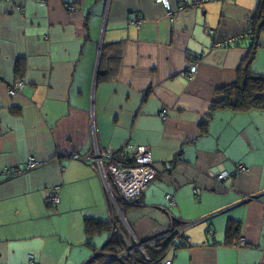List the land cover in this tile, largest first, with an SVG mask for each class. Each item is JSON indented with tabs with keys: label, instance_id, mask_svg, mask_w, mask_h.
Masks as SVG:
<instances>
[{
	"label": "crops",
	"instance_id": "obj_1",
	"mask_svg": "<svg viewBox=\"0 0 264 264\" xmlns=\"http://www.w3.org/2000/svg\"><path fill=\"white\" fill-rule=\"evenodd\" d=\"M167 2L184 8L173 22L155 0H0V174H19L0 175V264H96L111 236L86 220L115 217L140 241L185 223L172 264H264V110L224 105L241 68L264 75L257 1ZM248 32L250 63L251 36L216 45ZM125 145L144 146L157 175L117 207L71 154Z\"/></svg>",
	"mask_w": 264,
	"mask_h": 264
},
{
	"label": "built area",
	"instance_id": "obj_2",
	"mask_svg": "<svg viewBox=\"0 0 264 264\" xmlns=\"http://www.w3.org/2000/svg\"><path fill=\"white\" fill-rule=\"evenodd\" d=\"M209 1H222V0H191V5L198 6L200 4L209 2ZM224 1H232V0H224ZM158 3H162V5L166 8L167 10V16L171 22H173L176 19V13L172 11L169 8V4L167 0H157ZM179 10H184L182 6L179 7ZM249 35H235L232 36L233 38H226L221 41V43H218V47L222 46H229L232 45V43L239 42L242 39H247ZM195 72V67H192L190 69L189 75L192 76L193 73ZM22 86L17 85V86H11L10 90V97H14L15 94L21 92ZM106 150V149H105ZM95 151H98V149H95ZM110 153V152H109ZM109 153L103 151L101 154V157L103 159L104 163L111 164L109 169L113 173L119 172V181L118 182H112L110 181L109 184H105V190L108 193L109 196H115L117 195L118 192H120V198L121 201L124 202V205L131 204L133 201H135L143 191L144 185L153 179L155 176V172L153 171L152 167H150V158L148 156V152L144 146H130L127 145L126 148H123L121 150H118L116 152H113L112 157L109 155ZM74 155V160L82 161L86 164H89L95 171H97L96 165L92 163L90 160L88 154L87 156H80L78 154H73ZM95 158L97 160V163H100L101 157L100 153L96 152L95 153ZM106 159H109L106 162ZM26 163V170H33L34 168L38 167L40 163L35 160V158H28V160L25 162ZM244 172L245 167L243 166H238L237 170ZM3 174L6 176H10L11 174H16L14 172L9 171V169H4ZM98 172V171H97ZM125 176L129 178L128 181H125ZM223 176H221L222 178ZM165 198L169 201L170 205H173V200L171 195H166ZM52 202L57 204L58 199L56 197L52 198ZM114 219V218H113ZM113 219L110 221L112 222ZM129 230V227H128ZM183 231V230H182ZM181 231V232H182ZM174 231H169L168 236H165L164 234H161L160 236H157L152 239L140 241L132 234H129L130 237L127 239L126 244H127V250L124 251L121 254H117L118 257L120 255H123L124 257L127 256H137L141 261H143L146 264H172L171 258H168V254L171 252L172 249H174L175 244H168L166 251L164 252V256L158 260V261H150L149 257L147 256V250L151 248L157 247L158 244L165 243L166 238L169 237L171 234H173ZM179 240V239H178ZM185 242V241H184ZM244 241L243 239L239 240V243L237 247H243ZM103 252H97L96 254H101ZM31 256V255H30ZM109 257L108 260H111L113 258L112 254H107ZM104 260V261H103ZM106 262V258H101L100 261L96 264H100Z\"/></svg>",
	"mask_w": 264,
	"mask_h": 264
},
{
	"label": "trees",
	"instance_id": "obj_3",
	"mask_svg": "<svg viewBox=\"0 0 264 264\" xmlns=\"http://www.w3.org/2000/svg\"><path fill=\"white\" fill-rule=\"evenodd\" d=\"M256 17H258L259 25L255 29L258 31L264 30V24L260 23L264 20V0H256ZM255 31V30H254ZM249 33V32H248ZM252 41L249 44V54L246 57L250 63L252 60V54L256 47V34L251 35ZM233 38V37H230ZM225 94L224 105L234 110H247L248 108H259L264 110V75L256 74L249 70L248 66L239 70L238 83L231 86ZM134 204L136 200L133 201ZM85 231L88 234L100 232L102 230L108 231L111 234V238L106 245L107 250L112 255L121 254L127 249V244L124 239L125 231L119 220L115 217L113 221H98L94 219L86 220ZM238 236V229L233 227L232 224L227 226L226 241H233ZM183 238H180V245ZM167 245L164 247L157 246L147 250V256L150 261H158L164 256ZM136 260V259H135ZM112 264H139L132 261L130 257H126L122 262H116Z\"/></svg>",
	"mask_w": 264,
	"mask_h": 264
},
{
	"label": "rangeland",
	"instance_id": "obj_4",
	"mask_svg": "<svg viewBox=\"0 0 264 264\" xmlns=\"http://www.w3.org/2000/svg\"><path fill=\"white\" fill-rule=\"evenodd\" d=\"M232 1H234V0H232ZM232 1H230V2H232ZM243 1H245V0H243ZM246 1H252L253 2V4H255V2H256V0H246ZM155 2L156 3H158L157 2V0H155ZM159 4H162V3H159ZM184 10H179V7L177 8V10L176 11H174L176 14L178 13H180V12H183ZM175 21V20H174ZM192 68V67H191ZM196 69V68H195ZM17 85H21L22 86V89H23V86H24V82L22 81V79H19V80H16L14 83H13V85L12 86H17ZM22 89H21V91H22ZM10 90H11V88L9 89V91H8V94H9V96H10ZM15 96H16V94H15ZM14 96V97H15ZM165 115V112L164 111H162V113H161V117H163ZM94 135V134H93ZM93 140H94V138H93ZM126 146L127 145H125L123 148H126ZM131 146V145H130ZM134 147V146H133ZM123 148H121V149H123ZM120 149V150H121ZM147 150V149H146ZM103 151H105V152H107V153H109V155L112 157V154H113V150L111 149V148H107L106 150H102L101 148H99L98 149V151H95V149H93V150H91L90 151V156H89V158H90V160L92 161V163L93 164H95L96 165V168H97V171H95V172H97L98 173V175L100 176V178H101V180L104 182V184H109V182L110 181H112V182H118L119 181V172H117V173H113V172H111V170L109 169V167L111 166V164H108V163H104L103 162V159H102V157H101V154H102V152ZM96 152H98V153H100V157H101V161H100V163H97V160H96V158H95V153ZM148 156H149V158H150V155H149V153H148ZM71 157H72V159L74 158V155L73 154H71ZM109 159H106V162L108 161ZM150 163H151V165H150V167L152 166V162H151V158H150ZM4 170V169H3ZM154 171V170H153ZM155 172V171H154ZM238 172L239 173H244V172H241V171H239V169H238ZM156 172H155V176L153 177V179H151L150 181H148L145 185H144V187H143V189L151 182V181H153L154 179H155V177H156ZM1 175V174H0ZM19 174L18 173H16V174H11L10 176H7V177H9V178H12V177H16V176H18ZM1 176H4V175H1ZM219 178L221 179V175L219 176ZM129 180V178H127V176H125V181H128ZM107 193V192H106ZM119 194H121L120 192H118L117 193V195H115V196H110V197H112L113 198V200H114V202L116 203V206L118 207V205L119 204H121V205H124V202H122L121 201V198H120V195ZM107 195H108V193H107ZM109 196V195H108ZM121 207V206H120ZM113 211H114V213L116 212V208H114L113 209ZM120 211H122V208H120ZM123 212V211H122ZM117 218V217H116ZM123 222V219H121V220H119V223H121L122 224V226H123V229H124V231H125V234H124V239H125V241H127L128 242V238L130 237V234H129V230H128V226H127V224L124 222V223H122ZM164 234V233H163ZM157 237V236H156ZM153 238H155V237H153ZM152 239V238H151ZM127 250V249H126ZM142 263H144L143 261H142Z\"/></svg>",
	"mask_w": 264,
	"mask_h": 264
},
{
	"label": "water",
	"instance_id": "obj_5",
	"mask_svg": "<svg viewBox=\"0 0 264 264\" xmlns=\"http://www.w3.org/2000/svg\"><path fill=\"white\" fill-rule=\"evenodd\" d=\"M250 23H252V20L250 21ZM264 24V20L260 23V25H263ZM247 35H249L250 36V34L249 33H247ZM218 43H221V41H217L216 42V45L218 44ZM248 51H249V49H248ZM248 53V52H247ZM249 54V53H248ZM190 73V72H189ZM195 73V72H194ZM193 73V74H194ZM190 76V75H189ZM193 76V75H192ZM192 76H190V77H192ZM157 175V174H156ZM256 197L257 196H250V197H247V199L246 200H244L243 202L245 203L246 201L248 202V201H252L253 199H256ZM137 200V199H136ZM242 202V203H243ZM235 207H237V206H235ZM231 210H233V208H227V209H224V210H221V211H218V212H215V213H213V214H210V215H208V216H206V217H204L202 220H200L199 222H207V223H209V225H210V227H215V224L213 223V221L215 220V219H217L218 217H220V216H223V215H226L227 213H229ZM110 221V220H109ZM199 222H190L191 224H190V226H191V228H193V227H195V225L197 224V223H199ZM229 222H233V220H229L228 222H227V224L229 223ZM236 223H239V222H236ZM184 226H185V223H184V225L180 228V229H177V230H175L174 232H173V234H171L169 237H167L166 238V241H165V243H162V244H158L157 246H162V247H164L165 245H168V244H174V240H175V238H177V240L178 239H180V237H179V234H178V232L179 231H182L183 230V228H184ZM187 226V225H186ZM184 231V230H183ZM110 236H111V234H110ZM103 253H101V254H94L93 255V257H92V259H94V258H96V257H103V258H106V262H103V263H100V264H112V263H116V262H122L126 257H130L131 259H132V261H134V262H138L139 264H146V263H142V261L137 257V256H135V255H133V256H123V255H120V257H118L117 255H113V258L111 259V260H108V256H107V254H105V252H104V250H101ZM100 258V259H101ZM91 259V260H92ZM136 259V260H135ZM91 260H89L87 263H89ZM104 261V260H103Z\"/></svg>",
	"mask_w": 264,
	"mask_h": 264
},
{
	"label": "bare ground",
	"instance_id": "obj_6",
	"mask_svg": "<svg viewBox=\"0 0 264 264\" xmlns=\"http://www.w3.org/2000/svg\"><path fill=\"white\" fill-rule=\"evenodd\" d=\"M28 261L30 262V263H33V256H28Z\"/></svg>",
	"mask_w": 264,
	"mask_h": 264
},
{
	"label": "flooded vegetation",
	"instance_id": "obj_7",
	"mask_svg": "<svg viewBox=\"0 0 264 264\" xmlns=\"http://www.w3.org/2000/svg\"><path fill=\"white\" fill-rule=\"evenodd\" d=\"M33 158V157H32ZM25 168H26V164H25ZM169 232V231H168ZM168 232H164L165 233V236H168Z\"/></svg>",
	"mask_w": 264,
	"mask_h": 264
}]
</instances>
